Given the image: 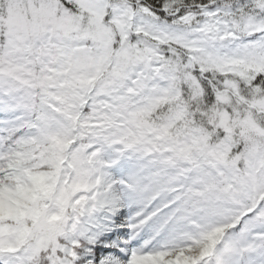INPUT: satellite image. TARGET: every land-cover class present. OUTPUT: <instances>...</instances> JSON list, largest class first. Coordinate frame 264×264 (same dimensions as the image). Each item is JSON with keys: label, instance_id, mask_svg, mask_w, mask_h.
I'll return each mask as SVG.
<instances>
[{"label": "snow or ice", "instance_id": "obj_1", "mask_svg": "<svg viewBox=\"0 0 264 264\" xmlns=\"http://www.w3.org/2000/svg\"><path fill=\"white\" fill-rule=\"evenodd\" d=\"M0 264H264V0H0Z\"/></svg>", "mask_w": 264, "mask_h": 264}]
</instances>
